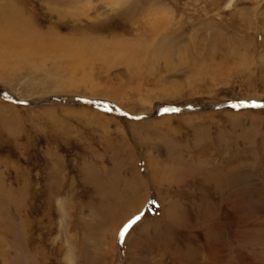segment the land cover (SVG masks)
Segmentation results:
<instances>
[{
    "label": "rangeland",
    "instance_id": "374dc122",
    "mask_svg": "<svg viewBox=\"0 0 264 264\" xmlns=\"http://www.w3.org/2000/svg\"><path fill=\"white\" fill-rule=\"evenodd\" d=\"M0 3V264H264V1Z\"/></svg>",
    "mask_w": 264,
    "mask_h": 264
},
{
    "label": "bare ground",
    "instance_id": "6f19581e",
    "mask_svg": "<svg viewBox=\"0 0 264 264\" xmlns=\"http://www.w3.org/2000/svg\"><path fill=\"white\" fill-rule=\"evenodd\" d=\"M232 1V0H231ZM234 1V0H233ZM262 1H264V0H262ZM1 4V3H0ZM232 4V3H231ZM230 4V2H229V5H231ZM228 5V6H229ZM13 9H3V11H2V15H0V29L1 28H3V30L5 29V32H7L6 34L7 35H5V36H9L12 32H14V31H12V32H10V31H8L6 28H4V27H7V26H11V25H13V26H15V22H14V20L12 19L14 16L13 15H10V12L12 11ZM16 18V17H15ZM256 19V18H255ZM257 21V20H256ZM256 23H259V22H256ZM17 26V25H16ZM262 34L264 35V24H262ZM258 27V28H259ZM17 28V27H16ZM11 29H13V28H11ZM249 29L250 30H252L253 31V29H254V24H251L250 26H249ZM3 30H0V38H1V34L4 36V32H3ZM18 31H20L21 32V30L20 29H17ZM18 31H16V32H18ZM1 32H3V33H1ZM14 34V33H13ZM31 35V34H30ZM18 36H20V35H18ZM17 36V37H18ZM29 36V35H28ZM23 37V38H22ZM26 37V36H25ZM29 38V37H28ZM23 39H25L24 38V36H21V39H19V40H17L16 38H11V40L9 39V40H7V41H9V42H7L8 44L9 43H13V44H15V45H21L22 46V44H21V41H23ZM25 41V40H24ZM1 42V41H0ZM29 42V40L27 39V42H26V44ZM33 42H35L34 40H33ZM20 43V44H19ZM3 46V45H2ZM1 47V46H0ZM5 47V46H4ZM4 47H2V48H4ZM6 51V50H5ZM182 175H184V174H182ZM178 176V175H177ZM213 178V180H214V182H216L217 183V185L218 184H225V181H224V183L222 182V181H220L219 180V178H218V175H214V176H212ZM222 180V179H221ZM227 180V179H226ZM115 203L117 202L116 200L114 201Z\"/></svg>",
    "mask_w": 264,
    "mask_h": 264
},
{
    "label": "snow or ice",
    "instance_id": "6c2138e0",
    "mask_svg": "<svg viewBox=\"0 0 264 264\" xmlns=\"http://www.w3.org/2000/svg\"><path fill=\"white\" fill-rule=\"evenodd\" d=\"M246 105H233V107H244ZM252 107H264L262 105H256V104H253L251 105ZM110 110V109H108ZM139 220V217H135L134 219H132L131 221H129L128 224H126L120 231L119 233V240L121 243L124 242V238L125 236L128 234L129 230L132 228V226Z\"/></svg>",
    "mask_w": 264,
    "mask_h": 264
},
{
    "label": "water",
    "instance_id": "95a60500",
    "mask_svg": "<svg viewBox=\"0 0 264 264\" xmlns=\"http://www.w3.org/2000/svg\"><path fill=\"white\" fill-rule=\"evenodd\" d=\"M257 105H262V106H263L264 104H262V103H258Z\"/></svg>",
    "mask_w": 264,
    "mask_h": 264
}]
</instances>
